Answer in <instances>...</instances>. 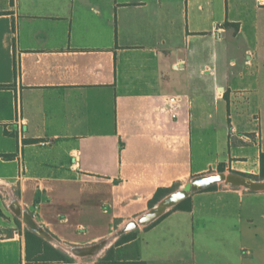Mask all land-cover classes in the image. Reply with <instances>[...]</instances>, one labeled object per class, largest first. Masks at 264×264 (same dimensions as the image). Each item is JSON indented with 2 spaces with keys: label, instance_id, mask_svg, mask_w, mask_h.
<instances>
[{
  "label": "crops",
  "instance_id": "crops-1",
  "mask_svg": "<svg viewBox=\"0 0 264 264\" xmlns=\"http://www.w3.org/2000/svg\"><path fill=\"white\" fill-rule=\"evenodd\" d=\"M262 152L264 0H0V264H264V189L121 229ZM15 207L70 259L28 261Z\"/></svg>",
  "mask_w": 264,
  "mask_h": 264
},
{
  "label": "water",
  "instance_id": "water-1",
  "mask_svg": "<svg viewBox=\"0 0 264 264\" xmlns=\"http://www.w3.org/2000/svg\"><path fill=\"white\" fill-rule=\"evenodd\" d=\"M226 182L233 186H241L247 190H263L264 180H252L244 175L232 173L225 174L224 172L208 173L192 177L186 182L182 188L174 190L164 197H162L157 203L150 207L145 213L138 216L135 220L127 223L123 231H130L140 226H146L156 219L164 215L166 212L174 208L185 198L189 197L192 192L200 191L208 188L220 182ZM16 215H22L24 223L29 227L32 232H35L41 236H45L42 226L36 224L31 216L26 211H21L19 207L14 208ZM93 250V247H83L76 250L77 253H88Z\"/></svg>",
  "mask_w": 264,
  "mask_h": 264
},
{
  "label": "trees",
  "instance_id": "trees-1",
  "mask_svg": "<svg viewBox=\"0 0 264 264\" xmlns=\"http://www.w3.org/2000/svg\"><path fill=\"white\" fill-rule=\"evenodd\" d=\"M4 157H8L3 155ZM220 171L223 170V167L220 165L218 168ZM240 174L254 177L253 174L250 173H244L239 172ZM258 176L260 178H264V152L260 154V160H259V173ZM216 185H212L206 189H213ZM175 190L174 187L169 188H158L152 197V199L149 201V207H152L155 203H157L162 197L167 195L168 193ZM191 209V200L190 197L185 198L180 203H178L172 210H183V211H189ZM1 214V211H0ZM163 216V215H162ZM161 216V217H162ZM25 241H26V258L28 261H51V260H64L68 261L70 258L66 256L64 253H62L60 250L54 248L51 244L43 240L40 236L37 234L25 230ZM135 236V233L133 231L122 235L119 237V239L116 241V244H120L122 242L128 241L132 239ZM108 254L105 259H108L111 264H145V262H117L112 260V258L109 257Z\"/></svg>",
  "mask_w": 264,
  "mask_h": 264
},
{
  "label": "rangeland",
  "instance_id": "rangeland-1",
  "mask_svg": "<svg viewBox=\"0 0 264 264\" xmlns=\"http://www.w3.org/2000/svg\"><path fill=\"white\" fill-rule=\"evenodd\" d=\"M219 172H224L225 174H229L230 172H232V173H237V174H240L238 171H234V170H222V171H220V170H215V171H213V172H210V173H215V174H217V173H219ZM241 175H243V174H241ZM245 177H247V178H250V179H252V180H264V178H260L259 176H258V174H254V177H249V176H246V175H244ZM216 186L215 187H232V188H242V189H244V187H241V186H233V185H230V184H228V183H226V182H224V181H222V182H220V183H217V184H215ZM179 188H182V186H176L175 187V190H177V189H179ZM193 193V192H192ZM191 193V194H192ZM127 224H125L124 226H122V230H124L125 229V226H126Z\"/></svg>",
  "mask_w": 264,
  "mask_h": 264
}]
</instances>
